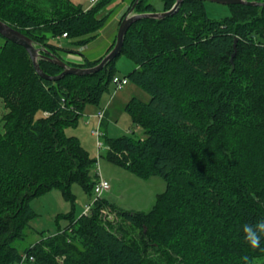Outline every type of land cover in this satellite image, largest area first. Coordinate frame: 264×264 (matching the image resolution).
Returning <instances> with one entry per match:
<instances>
[{"label":"trees","instance_id":"obj_1","mask_svg":"<svg viewBox=\"0 0 264 264\" xmlns=\"http://www.w3.org/2000/svg\"><path fill=\"white\" fill-rule=\"evenodd\" d=\"M112 1L86 10L73 0H0V21L68 66L92 68L117 37L103 57L80 64L64 60L75 51L60 42L83 48L97 39L106 23L99 14ZM161 1L162 12L177 2ZM205 3L186 0L169 17L134 22L121 55L102 71L59 80L42 77L28 50L0 35V99L7 110L0 264H20L25 254L23 264H262L264 237L253 247L245 228L264 221V6L230 5V17L214 20ZM156 12L150 0L134 10ZM122 56L136 66L125 77L151 97L125 106L145 137L103 132L106 153L99 157L144 180L163 178L166 191L147 213L125 210L106 192L90 213L77 217L73 210L64 216L65 229L20 251L15 243L26 239L37 216L34 198L59 189L74 204L72 187L79 184L93 199L97 160L66 129L78 127L88 106H101ZM39 65L51 77L64 71L43 56Z\"/></svg>","mask_w":264,"mask_h":264},{"label":"rangeland","instance_id":"obj_2","mask_svg":"<svg viewBox=\"0 0 264 264\" xmlns=\"http://www.w3.org/2000/svg\"><path fill=\"white\" fill-rule=\"evenodd\" d=\"M73 1L83 6L86 10L94 6L91 0ZM129 1L130 0H113L104 7L99 17L106 18V23L100 30L98 38L90 42L88 46L81 48L79 46L70 45L71 41L69 40L62 39L60 42L61 45L70 47L75 51L73 54L65 55L64 60L72 61V59L78 58L80 62H82L85 57L89 61H95L103 57L117 37L119 21L126 12L130 3ZM260 2H264V0H260ZM150 3L155 6L158 13L163 11L164 4L161 0H150ZM205 7L208 16L214 20H223L232 15L231 8L227 5L206 2ZM3 42L4 40L0 39V46ZM70 56L75 58L69 59ZM135 67V64L126 56L120 57L117 62L118 73L122 76L128 75ZM114 92L115 89L111 86V90L104 95L102 104L107 103ZM116 95L118 97L111 105L109 111V116L112 115V117L107 118V124H103L101 128L102 131L107 133L110 137L118 138L123 135H129L132 133V130H135L136 136L144 138L145 133L143 129L133 125L130 116L125 111V106L134 97L149 101L151 98L150 95L132 83L122 91L117 92ZM86 110H88V108H86ZM85 119H87L86 114L81 117L77 128H67L66 132L70 136L79 137L84 147L92 155V158L97 160L92 171L94 174L96 170H98L99 173L105 170L107 177L110 179L111 189L113 188L109 197H106L107 194H105V197L110 202L121 206L127 211L144 213L151 211L157 195L166 191V182L164 179L159 176L152 177L150 180L141 179L130 171L110 163L103 157H99L98 147H96V153L93 152V142L87 141V139L92 140V138L90 137L91 130L87 128ZM115 120H117V122H115ZM110 128L112 129L110 130ZM3 132L2 121L0 123V134ZM94 145L95 144H93V146ZM101 152V155H105L106 149L104 148ZM72 190L76 198L74 204L66 200L59 189H53L31 201V205L36 211L37 216L31 221L30 227L26 230V239L15 243V246L20 251H24L26 248L40 241L43 235L45 237L55 235L60 229H65L69 224V220L64 216L70 214L73 210L77 217L85 215L86 209L92 199L79 184H74ZM110 215L109 219L113 220L115 215ZM262 264H264V260Z\"/></svg>","mask_w":264,"mask_h":264},{"label":"water","instance_id":"obj_3","mask_svg":"<svg viewBox=\"0 0 264 264\" xmlns=\"http://www.w3.org/2000/svg\"><path fill=\"white\" fill-rule=\"evenodd\" d=\"M184 1L186 0H177L175 6L168 12L136 14L134 13V10H135L137 3L139 2V0H137L135 5L132 7L131 11L129 12L127 17L122 21L119 27L115 47L104 57V59L101 61L99 65L92 67V68H79V67L68 66V64L64 62L62 59H60L57 55H54L50 52H46L42 48H38L34 44L32 39L20 33L19 31L11 28L10 26H8L7 24L1 21H0V35L6 38L7 40H10L19 45L24 46L30 53L37 72L46 79L59 80L69 74L91 75V74H95V73L102 71L110 62L114 61L121 55L122 49L124 47L125 36L129 28L134 22L139 21L141 19H151V18L163 19V18L169 17L175 14L176 12H178V10L180 9ZM200 1L213 2V3H218L222 5H227V6H230V5L264 6V2L250 1V0H200ZM44 51H45V55L42 54V52ZM42 56L47 58L51 62L61 66L64 69L63 73L57 77H51L45 74L39 65V59Z\"/></svg>","mask_w":264,"mask_h":264},{"label":"built area","instance_id":"obj_4","mask_svg":"<svg viewBox=\"0 0 264 264\" xmlns=\"http://www.w3.org/2000/svg\"><path fill=\"white\" fill-rule=\"evenodd\" d=\"M91 1L93 4H96L99 0H91ZM64 37H67V34H65ZM129 83H130V81L127 77H122L119 75L115 76L114 80H113V87L115 89L114 93L124 89ZM105 116H106V109H101L97 113V118L99 120V124H98V128L93 131V135L97 140V147H98L99 154L101 153V151L104 148H106L104 141H102L103 132L101 131V124H102L103 120L105 119ZM110 189H111L110 181L107 180L106 178H104L102 176L101 172L100 173L98 172V180H97V183H96L95 188H94V197H93L91 203L88 205V208L86 209L85 214L90 213L91 209L94 206V203L98 199H100ZM27 259H28L27 254L23 255V261L20 264H23V262H25ZM31 260H33V258H31Z\"/></svg>","mask_w":264,"mask_h":264},{"label":"crops","instance_id":"obj_5","mask_svg":"<svg viewBox=\"0 0 264 264\" xmlns=\"http://www.w3.org/2000/svg\"><path fill=\"white\" fill-rule=\"evenodd\" d=\"M71 58H75V57H72V56H70L69 57V59H71ZM72 61H74V62H76V63H78V64H80L81 62H80V59H78V58H76V59H72ZM119 76H122L121 74H119ZM124 77V76H123ZM130 84V83H129ZM128 84V85H129ZM127 85V86H128ZM126 86V87H127ZM125 87V88H126ZM124 88V89H125ZM123 90V89H122ZM122 90H120V91H122ZM120 91H118V92H120ZM117 93V92H116ZM116 93H114V94H112L111 95V97H110V100L107 102V103H105V104H101V106L100 107H87L88 108V110H85V112H84V114H86V117H87V119H85V124H86V126H87V128H90V130H91V134H90V137L92 138V140H90V139H87V141L88 142H93V144H95L94 146H93V144H92V147H93V149H94V151L93 152H95L96 153V151H97V149H96V138L94 137V135H93V131L94 130H96L97 128H98V124H99V120H98V118H97V113L101 110V109H106V118H105V120L103 121V123L104 124H107V118L108 117H112V115H110L109 116V111H110V109H111V105L113 104V102L117 99V95H116ZM7 112V110H6V108H5V105H4V103H3V101L0 99V123L2 122V118H3V116H4V114ZM115 122H117V120H115ZM102 124H101V128H102ZM112 128H110V130H111ZM102 173V176L104 177V178H106L107 180H110L108 177H107V174L105 173V170H104V172L102 171L101 172ZM112 190H113V188L110 190V191H108L106 194H107V196L106 197H109V195L112 193ZM105 197V196H104Z\"/></svg>","mask_w":264,"mask_h":264},{"label":"clouds","instance_id":"obj_6","mask_svg":"<svg viewBox=\"0 0 264 264\" xmlns=\"http://www.w3.org/2000/svg\"><path fill=\"white\" fill-rule=\"evenodd\" d=\"M264 237V221L257 222L256 230L253 228H245V239L253 247H258L261 243V239ZM247 261V257L244 258Z\"/></svg>","mask_w":264,"mask_h":264}]
</instances>
